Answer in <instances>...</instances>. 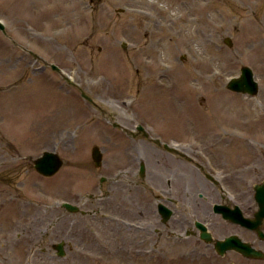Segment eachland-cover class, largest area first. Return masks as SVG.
Wrapping results in <instances>:
<instances>
[{"label":"rangeland","instance_id":"374dc122","mask_svg":"<svg viewBox=\"0 0 264 264\" xmlns=\"http://www.w3.org/2000/svg\"><path fill=\"white\" fill-rule=\"evenodd\" d=\"M0 19L15 41L0 30L1 264H264L206 253L197 238L161 236L165 253L148 241L126 251L118 233L96 239L61 206L106 173L105 151L100 168L91 155L112 145L101 138L105 115L165 136L234 132L263 147L264 0H0ZM242 66L259 82L254 97L226 86ZM46 150L65 161L52 177L33 167ZM117 226L143 237V223ZM61 240L64 258L52 248Z\"/></svg>","mask_w":264,"mask_h":264},{"label":"flooded vegetation","instance_id":"af4514ba","mask_svg":"<svg viewBox=\"0 0 264 264\" xmlns=\"http://www.w3.org/2000/svg\"><path fill=\"white\" fill-rule=\"evenodd\" d=\"M103 117L101 138L112 145L102 148L98 168L105 151L106 173L88 197L73 196L71 203L76 209L63 208L64 215H77L76 222L81 219L85 223L83 231L96 239L106 235L109 239V232L118 233V245L126 251H139L148 241L153 252L165 253L170 249L160 245L161 236L197 238L206 253L213 251L220 257L234 256L248 262L264 260L237 249L243 243L264 252V235L256 229L260 210L257 188L264 185V142L258 148L254 141L234 132L229 136H165L146 121ZM113 132L117 135L110 136ZM242 218L254 222L255 228L242 224ZM135 222L145 226L142 239H128L125 229L117 226L128 229V224ZM258 227L264 234V218ZM204 233L211 235L212 242L203 238ZM227 239L231 241L221 255L215 241Z\"/></svg>","mask_w":264,"mask_h":264},{"label":"water","instance_id":"95a60500","mask_svg":"<svg viewBox=\"0 0 264 264\" xmlns=\"http://www.w3.org/2000/svg\"><path fill=\"white\" fill-rule=\"evenodd\" d=\"M0 29L2 30V32L5 35H7L6 29L1 22H0ZM225 43H227L229 46L232 45V41L230 40V38H226ZM34 56L38 57L36 54H34ZM51 67L54 70L61 72V70L56 65L51 64ZM227 88H229L230 90H233L235 92L243 93V94H249L251 96L256 95L258 93V90H259L258 89V82L254 77V73H253L252 69L248 66H243L241 68V74L239 77H235V78L230 79V81L227 84ZM82 96L93 102V99L91 97H89L88 95H86V93L82 92ZM101 158H102V156H101L100 149L98 147H94L93 159L95 160L97 165H100ZM63 163L64 162H63L62 158L59 156V154H57L54 151H45V152H43V154L41 156H39L38 158L35 159L34 168L40 174H42L44 176H52L58 172V170L62 167ZM258 193H262V191L258 190ZM263 196H264V194H263ZM261 199H262V197H261ZM261 199H258V200H260L259 201L260 210L257 214L258 221H257V226H256V229H257L258 234L260 236H262L263 233L258 227V225L260 223L259 220H261L264 217V200L262 201ZM66 206H68V208H71V206L68 204ZM240 222H242L243 224H246L247 226L251 225L253 228H255L254 222L250 224L248 219L242 218L240 220ZM203 238H205L207 241L212 240L211 235L209 233H204ZM230 241H231V239H227L224 242L217 240L215 243L216 250L220 254L224 255V253L227 250L226 246L229 244ZM55 248L58 250L59 256L64 255L65 252H64L62 243L56 245ZM237 249L242 254L249 256V257H253V258H263L264 257L263 252L256 250L254 248H250L249 246H247L243 243H239Z\"/></svg>","mask_w":264,"mask_h":264}]
</instances>
